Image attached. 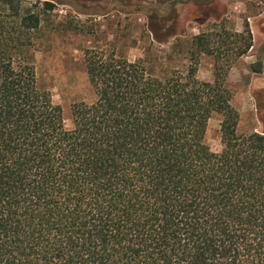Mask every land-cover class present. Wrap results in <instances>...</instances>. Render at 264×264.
Instances as JSON below:
<instances>
[{"label": "trees", "instance_id": "trees-1", "mask_svg": "<svg viewBox=\"0 0 264 264\" xmlns=\"http://www.w3.org/2000/svg\"><path fill=\"white\" fill-rule=\"evenodd\" d=\"M58 1L0 0V264H264V134L237 131L225 82L252 46L248 23L219 19L191 36L185 63L156 73L85 47L93 98L66 123L33 53Z\"/></svg>", "mask_w": 264, "mask_h": 264}, {"label": "rangeland", "instance_id": "rangeland-1", "mask_svg": "<svg viewBox=\"0 0 264 264\" xmlns=\"http://www.w3.org/2000/svg\"><path fill=\"white\" fill-rule=\"evenodd\" d=\"M219 19L237 31L244 22L249 25L252 46L233 62L225 82L239 115L237 131L264 134V0H59L41 12L33 34L38 84L61 105L68 123L70 105L93 98L83 64L85 47L113 48L129 59L144 57L152 72H161L185 63L191 36ZM156 20L160 41L150 30ZM197 76L212 78L211 57L201 55ZM219 122L213 114L207 126L206 141L214 150L220 148Z\"/></svg>", "mask_w": 264, "mask_h": 264}]
</instances>
